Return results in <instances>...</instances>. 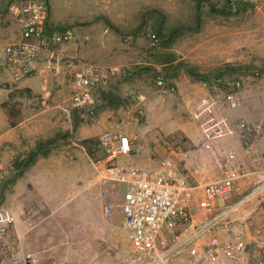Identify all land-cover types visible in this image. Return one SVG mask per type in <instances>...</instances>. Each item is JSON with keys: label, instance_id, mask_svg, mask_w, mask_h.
Here are the masks:
<instances>
[{"label": "crops", "instance_id": "obj_1", "mask_svg": "<svg viewBox=\"0 0 264 264\" xmlns=\"http://www.w3.org/2000/svg\"><path fill=\"white\" fill-rule=\"evenodd\" d=\"M245 7L247 6H229L226 0L223 7L215 10L217 13L214 16L203 21L199 17L200 8L197 7L196 17L188 27H174L165 33L164 28L159 25L153 33H158L160 42L157 47L151 48H155L153 52H157V57L150 56L148 64L164 70L166 80H170V86L175 88V92L164 93L171 95V105L175 112L181 109L193 118L191 112L194 107L191 104H199L201 97L207 95L218 99L219 104L211 108L208 116L201 120L192 119L201 132L198 142H195L186 130L182 131L181 135L185 141L180 145L188 153V159L184 160L180 155L172 156V159L179 165L180 174H186L194 184L227 177L231 167L228 155L230 152L235 153L238 163L250 175L240 181V191L232 195L230 202H237L246 196L249 199L239 207L238 213L231 217L230 225L242 227L254 252L258 241L254 236L255 230L258 227L264 228V187L257 194H252L257 181L264 176V137L256 138L253 151L248 154L236 131L242 121L264 122V4L252 7L255 9L253 20L249 15L250 10L244 15L240 13ZM226 20L230 22L227 24ZM79 46L80 43L63 44L43 53L38 61V69L45 74L38 72L34 77L14 83L3 72L0 79V88L5 93L0 96V175L3 176L0 207L9 209L14 215L16 223L13 233L19 237L16 248L19 247L23 253H31L25 251L21 243L23 235L48 220L53 212L50 208L54 207V203L59 204L62 201L65 189L71 188L72 184L78 183V188L83 187L84 190L99 186L103 198V188L93 165L94 161L99 159L94 158V149L89 146L92 136L99 131H90L82 124L84 114L79 110H74L69 120L55 107L58 103L67 102L73 93V85L69 84L73 69L78 72L85 71L87 64H94L103 69L111 68L97 63H86V54ZM164 49L169 50V53ZM100 52L98 49L95 58ZM2 64L0 63V66ZM130 72L129 75L132 76L135 71ZM129 75L125 80L130 78ZM114 77L115 75L111 74L112 82ZM217 77L241 81L243 87L237 96L236 106L232 107L224 99L223 89L215 83ZM14 91L19 92L20 104L24 105L22 109L19 108V115L11 119L3 104L10 101ZM113 92L119 95L114 89ZM95 95L98 103L102 102L107 110L112 109V112L118 113V117L108 118L105 114L100 115L97 109L96 123L101 131L112 128L117 120L123 118L128 122L126 133L133 140L137 137L136 151L121 162L141 168L158 167L160 160L167 155L161 149L156 150L154 144H140V137L135 133L136 126H131L132 113L128 111L127 115L125 113L121 117L119 114H123L120 109L122 104L109 103L104 99V94L102 97L97 93ZM132 95L135 96L132 99L137 96L134 92ZM129 103L127 101L123 105ZM46 105L51 107L46 109ZM26 118L31 119L30 124L16 128V125ZM205 124L209 128L216 125L215 130H201L200 126ZM188 125L185 123L187 129ZM85 140L90 142L86 145ZM236 142L240 149L235 145ZM39 144L44 145V150L41 149L40 152L37 151ZM124 190V187H118L110 194L116 204L122 202ZM76 191H72V194ZM36 192L40 198L32 205ZM23 194L31 197L29 202L25 204L18 200V203L7 206L12 200L22 198ZM103 200L105 207V199ZM21 205L25 210L19 208ZM17 211L25 217L23 220L16 216ZM23 221L28 229L26 232L21 230ZM226 234V231L221 230L218 235L223 238ZM46 237L39 241H45ZM119 244V238L113 236L111 247L115 250L108 253L113 262H100L101 264H116L131 251V244L128 250L126 247L118 250ZM32 254L38 256L41 262L38 253ZM222 259L210 264H244L230 262L225 257ZM174 264L192 263L185 254H181ZM248 264L257 263L252 259Z\"/></svg>", "mask_w": 264, "mask_h": 264}, {"label": "built area", "instance_id": "obj_2", "mask_svg": "<svg viewBox=\"0 0 264 264\" xmlns=\"http://www.w3.org/2000/svg\"><path fill=\"white\" fill-rule=\"evenodd\" d=\"M227 2L231 6L259 7L264 0ZM8 11L19 23L20 34L4 47L5 61L0 66V79L5 68L14 83L34 77L38 72H43L38 69V61L43 53L59 45L79 43L77 32L70 27L46 33L51 15L48 0H14L9 4ZM89 42L90 39L86 38L81 45L87 47ZM159 42L158 34L150 35L151 47H157ZM130 70L122 66L103 69L94 64H87L82 72L73 69L69 78L73 93L67 102L58 103L56 109L69 120L73 111L79 110L97 121V89L108 87L111 74L125 75ZM215 83L222 86L227 103L236 106L237 96L243 87L241 81L216 78ZM156 84L163 93L175 92L164 75L157 77ZM136 98L140 99V96ZM218 104V99L212 95L203 96L199 104H191L194 107L191 115L201 120ZM50 107L46 105L45 108ZM30 122L31 119L26 118L16 128L25 127ZM130 122H139V117L133 114ZM127 124L120 118L102 134L98 145L102 156L93 164L103 188L105 209H121L123 229L128 233L131 244V251L117 264H174L181 254H185L192 264H210L223 260V257L233 263L248 264L254 259L257 264H264V228L255 230L254 236L258 241L253 252V246L242 227L230 225L231 217L249 199L246 196L237 202H230L232 195L240 191V181L250 175L238 163L235 153L230 152L228 155L231 167L227 177L192 184L186 174H180L179 165L172 159L175 155L188 159V153L180 144L166 142L161 145L167 157L161 159L155 168H141L121 162L137 149V137L133 140L126 133ZM202 127L203 131L213 132L216 125L209 128L205 124ZM236 132L250 154L256 138L264 137V122L242 121ZM2 183L3 176L0 175V186ZM256 184L252 194H257L264 187V176ZM118 187H124L125 190L122 202L116 204L110 194ZM221 200L228 204L220 206ZM15 223L11 211L0 207V264H39L38 256L16 248L19 237L13 233ZM221 230L227 233L223 238L218 235Z\"/></svg>", "mask_w": 264, "mask_h": 264}, {"label": "rangeland", "instance_id": "obj_3", "mask_svg": "<svg viewBox=\"0 0 264 264\" xmlns=\"http://www.w3.org/2000/svg\"><path fill=\"white\" fill-rule=\"evenodd\" d=\"M12 1L14 0H0L1 64L3 59L5 61L4 46L15 40V37L20 34L19 23L12 18L8 11ZM48 1L52 9L50 18L52 28L70 26L77 32L80 45L86 38L90 39L89 46H79V49L84 50L86 54V63H97L106 66V68L129 67L131 68L130 71H135L132 76L129 75L131 72L120 76L115 75L113 82L110 81L111 84L108 85V89L99 88L96 93L102 97L103 92L114 89L119 96L127 99L125 102H130L127 105H122L123 107L120 109H122L123 114L120 113L119 115L122 117L125 113L127 115L131 112L132 115L139 117L138 124L131 123V126H136L135 133L140 137V144H154L156 150H160V146L167 144L166 142L182 144L185 141L181 135L184 130L191 134L195 142L201 139V132L192 120L194 117L191 118L181 109L175 112L171 105V95L164 94L157 87V77L159 75L167 76L164 70H159L158 67L148 64L150 56L152 58L157 57V52H153L155 48L151 49L150 46V35L154 34L153 32L159 25L164 28L165 33L174 27H188L196 17L197 7L200 8V20L203 21L212 17L217 13L215 10L225 5L226 0ZM249 10V15L253 20L254 8L245 7L240 13L244 15ZM228 22L230 21H227V24ZM98 49L101 52L95 58ZM164 51L169 53V50L164 49ZM4 74L11 78L6 68ZM128 75L130 78L125 80ZM167 82L170 86V80ZM133 92L134 95L140 96V100L132 99L135 97L132 95ZM13 93H16L17 96L12 101H16L17 109H22L24 103L20 104L19 92L14 91ZM4 94V90L0 88V96ZM106 108L102 102L98 103L100 115L105 114L108 118L118 117L117 112H112V109L107 110ZM185 123L189 124L188 129L185 127ZM82 124L90 131L93 129L99 131L92 136V143L89 146L94 149V158L100 159L102 154L98 145L100 136L103 134L101 132L105 131H101L96 121L85 115L82 118ZM200 129L203 130L204 128L200 126ZM235 145L240 149L237 142ZM134 163L138 164L137 162ZM71 186V188L65 189L62 201L59 204L54 203V207L50 208L53 212L48 220L23 235L21 243L25 251L38 253L41 257L40 264L113 262L108 256V253L115 250L111 247L113 236H117L120 240V244L117 246L118 250L121 247H126L128 250L130 247L128 233L122 226L124 217L121 209L115 208L111 211L105 209L99 186L85 190L83 187L82 189L78 188V183ZM74 190L77 191L72 194ZM22 198L12 200L7 203V206H11L15 202L18 203V200L26 204L31 199L26 194H23ZM39 198V194L34 193L32 205ZM220 204L228 203L221 200ZM4 206L6 205L4 204ZM19 208L25 210L22 205ZM16 216L22 220L25 218L19 211H17ZM21 230L22 232L28 230L25 228L24 221ZM45 236H47L45 241L40 242L39 240Z\"/></svg>", "mask_w": 264, "mask_h": 264}, {"label": "trees", "instance_id": "obj_4", "mask_svg": "<svg viewBox=\"0 0 264 264\" xmlns=\"http://www.w3.org/2000/svg\"><path fill=\"white\" fill-rule=\"evenodd\" d=\"M227 4H228V2H227ZM229 6H231V5H229ZM228 7V6H227ZM229 8V7H228ZM233 9V8H232ZM57 26H59V25H57ZM66 27H68V26H66ZM70 27V26H69ZM61 28H64V27H57V28H52L51 26H50V24L47 26V31H46V33L47 34H50L51 33V31H53V30H55V29H61ZM217 78H222V79H224L225 77H217ZM233 80V79H232ZM238 81V80H237ZM218 87H220V88H222V86H218ZM104 94V99L106 100V101H108L109 103H116V104H118V105H123V103L127 100V99H124L123 97H121V96H119V95H117L115 92H113V91H108V92H104L103 93ZM17 96V94L16 93H13L12 95H11V97H10V101L8 102V103H4L3 104V107L4 108H6L7 109V113L9 114V116L11 117V119L13 118V117H16V116H18L19 115V109H17V103H16V101H12L13 99H14V97H16ZM140 100V99H139ZM7 104H9V105H7ZM88 142H90V141H85L84 143L87 145L88 144ZM44 150V145L43 144H39L38 145V147H37V151L39 150V152H40V150ZM90 151H91V154H92V150L90 149ZM36 154V153H35Z\"/></svg>", "mask_w": 264, "mask_h": 264}, {"label": "clouds", "instance_id": "obj_5", "mask_svg": "<svg viewBox=\"0 0 264 264\" xmlns=\"http://www.w3.org/2000/svg\"><path fill=\"white\" fill-rule=\"evenodd\" d=\"M248 7V6H247ZM250 7V6H249ZM172 93V92H171ZM99 264H101V263H99Z\"/></svg>", "mask_w": 264, "mask_h": 264}]
</instances>
